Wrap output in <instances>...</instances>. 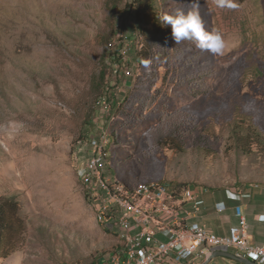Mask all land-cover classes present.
<instances>
[{
    "label": "rangeland",
    "instance_id": "1",
    "mask_svg": "<svg viewBox=\"0 0 264 264\" xmlns=\"http://www.w3.org/2000/svg\"><path fill=\"white\" fill-rule=\"evenodd\" d=\"M187 3L167 2L162 10ZM224 5L200 0L206 28L220 30L225 42L221 55L203 51L215 69L205 80L206 94L194 96L172 78L155 82L153 104L134 93L122 112L132 115L129 127L116 115L110 122L108 134L119 142H107L106 167L118 179L204 188L264 184V0ZM118 33L128 42H118ZM135 35L127 0H0V195H15L29 219L22 244L0 264L100 262L118 244L97 219L78 169L94 151L90 138L131 92L136 71H123L134 67ZM174 108L196 113L199 130L184 152L147 156L144 131ZM239 120L255 123L263 137L250 154L233 148ZM200 131L208 152L195 140ZM207 264L239 263L215 257Z\"/></svg>",
    "mask_w": 264,
    "mask_h": 264
},
{
    "label": "built area",
    "instance_id": "2",
    "mask_svg": "<svg viewBox=\"0 0 264 264\" xmlns=\"http://www.w3.org/2000/svg\"><path fill=\"white\" fill-rule=\"evenodd\" d=\"M121 41L128 42V35ZM125 66L124 74L133 68ZM118 99L116 104H119ZM94 151L78 174L87 199L93 203L97 219L115 234L118 244L96 264H188L203 261L213 249H225L264 264V241L251 242L247 218L238 212V220L226 235H218L195 223H187L180 209L187 204L203 203L199 186L178 185L166 181L142 180L136 183L118 179L106 167L107 127L90 138ZM89 140V142H90ZM236 190V189H235ZM238 197L237 190L231 191ZM264 222V213L258 215ZM156 233L165 235L159 240Z\"/></svg>",
    "mask_w": 264,
    "mask_h": 264
},
{
    "label": "trees",
    "instance_id": "3",
    "mask_svg": "<svg viewBox=\"0 0 264 264\" xmlns=\"http://www.w3.org/2000/svg\"><path fill=\"white\" fill-rule=\"evenodd\" d=\"M174 1L127 0L128 10L133 16V27L136 29L134 63L136 77L131 92L126 97L124 96L121 102L116 104L117 106L115 105L110 118L106 120V127L113 121L115 115L123 127H129L128 116L131 118L132 115L127 113L122 116V112L127 111L134 93L135 95L140 93L137 99L153 104L159 91V89L152 91V85L155 82L163 84L172 78L175 82L185 85L194 96L200 93L206 94L204 92L207 88L205 80L215 74L213 62L204 58L203 51L192 41L175 44L171 37L170 27L160 24L159 17L163 12L162 8L167 6V2ZM116 5L117 3H113L110 10H116ZM121 38L118 33V42ZM112 46L113 40L107 43L108 48L111 49ZM114 56L115 52H110L108 57ZM124 63L123 61L121 65ZM135 103L137 104V101ZM141 119L143 117L139 115L135 120ZM200 123L196 113L183 108L160 112L157 121L148 126L143 133V152L147 156L153 155L159 149H167L175 153L184 152L186 141L199 130ZM231 136H233V148L244 154L252 153L253 146L258 145L263 138L255 123H245L240 120L233 125ZM109 139H112L116 145L119 142V137L115 134L109 135ZM195 140L204 151H209L208 145H204L208 138L203 139L201 131ZM28 222L29 219L23 212L21 202L15 195H0V260L6 259L18 250L26 236ZM97 262L85 264H96Z\"/></svg>",
    "mask_w": 264,
    "mask_h": 264
},
{
    "label": "crops",
    "instance_id": "4",
    "mask_svg": "<svg viewBox=\"0 0 264 264\" xmlns=\"http://www.w3.org/2000/svg\"><path fill=\"white\" fill-rule=\"evenodd\" d=\"M235 189L247 196H233L231 191ZM199 194L203 200L200 206L187 204L179 211L180 215L186 214L187 223H195L218 235H226L229 227L237 222L239 212L247 218L250 238L254 242L264 241V222L258 220V215L264 213V184L245 182L224 188L203 187L199 188ZM156 237L165 239L161 233H156Z\"/></svg>",
    "mask_w": 264,
    "mask_h": 264
},
{
    "label": "clouds",
    "instance_id": "5",
    "mask_svg": "<svg viewBox=\"0 0 264 264\" xmlns=\"http://www.w3.org/2000/svg\"><path fill=\"white\" fill-rule=\"evenodd\" d=\"M224 7V0H216ZM235 7V5H232ZM200 0H188L185 7H178L170 12H162L159 17L161 26L170 27L175 44L192 41L202 51L212 55H221L225 47L223 34L218 29H208L200 12Z\"/></svg>",
    "mask_w": 264,
    "mask_h": 264
},
{
    "label": "water",
    "instance_id": "6",
    "mask_svg": "<svg viewBox=\"0 0 264 264\" xmlns=\"http://www.w3.org/2000/svg\"><path fill=\"white\" fill-rule=\"evenodd\" d=\"M214 257H224V258L232 259L242 264H258L249 258H246L242 255H239L237 253L225 249H213L202 262L194 263V264H207Z\"/></svg>",
    "mask_w": 264,
    "mask_h": 264
}]
</instances>
